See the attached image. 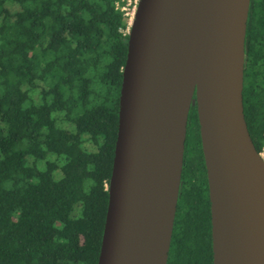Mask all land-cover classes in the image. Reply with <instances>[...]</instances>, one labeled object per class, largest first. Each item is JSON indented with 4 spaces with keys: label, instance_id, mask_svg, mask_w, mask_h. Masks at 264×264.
Wrapping results in <instances>:
<instances>
[{
    "label": "trees",
    "instance_id": "16d2710c",
    "mask_svg": "<svg viewBox=\"0 0 264 264\" xmlns=\"http://www.w3.org/2000/svg\"><path fill=\"white\" fill-rule=\"evenodd\" d=\"M124 0H0V264H96L127 50ZM243 113L264 147V0H250ZM166 264H212L207 179L188 113Z\"/></svg>",
    "mask_w": 264,
    "mask_h": 264
},
{
    "label": "water",
    "instance_id": "95a60500",
    "mask_svg": "<svg viewBox=\"0 0 264 264\" xmlns=\"http://www.w3.org/2000/svg\"><path fill=\"white\" fill-rule=\"evenodd\" d=\"M249 1H137L96 264H166L191 104L212 264H264V155L242 100Z\"/></svg>",
    "mask_w": 264,
    "mask_h": 264
},
{
    "label": "rangeland",
    "instance_id": "374dc122",
    "mask_svg": "<svg viewBox=\"0 0 264 264\" xmlns=\"http://www.w3.org/2000/svg\"><path fill=\"white\" fill-rule=\"evenodd\" d=\"M122 10L126 13L127 17L133 16L134 12V0H124L121 6ZM261 153L264 155V147Z\"/></svg>",
    "mask_w": 264,
    "mask_h": 264
},
{
    "label": "built area",
    "instance_id": "2783aa9c",
    "mask_svg": "<svg viewBox=\"0 0 264 264\" xmlns=\"http://www.w3.org/2000/svg\"><path fill=\"white\" fill-rule=\"evenodd\" d=\"M137 1H138V0H134V10H135V8H136ZM121 9H122V8H121ZM124 13H125V12H124ZM125 14H126V13H125ZM133 14H134V12H133ZM132 17H133V16H130V17L128 18V20H127V31H128V29H129V25H130V22H131Z\"/></svg>",
    "mask_w": 264,
    "mask_h": 264
}]
</instances>
